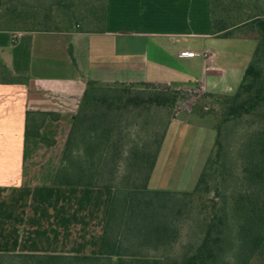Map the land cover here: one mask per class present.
I'll use <instances>...</instances> for the list:
<instances>
[{"label": "trees", "instance_id": "1", "mask_svg": "<svg viewBox=\"0 0 264 264\" xmlns=\"http://www.w3.org/2000/svg\"><path fill=\"white\" fill-rule=\"evenodd\" d=\"M106 14L107 0H0V30L103 32ZM210 24L257 47L234 93L197 104L216 139L194 189L149 186L171 120L157 129L156 111L192 90L89 81L53 184L113 190L97 253H0V264H264V0H210ZM2 76L24 78L5 65ZM142 116L144 134L131 128Z\"/></svg>", "mask_w": 264, "mask_h": 264}, {"label": "crops", "instance_id": "2", "mask_svg": "<svg viewBox=\"0 0 264 264\" xmlns=\"http://www.w3.org/2000/svg\"><path fill=\"white\" fill-rule=\"evenodd\" d=\"M218 39L210 0H107L103 32L0 30V253L96 254L113 190L53 184L88 82L208 91Z\"/></svg>", "mask_w": 264, "mask_h": 264}, {"label": "rangeland", "instance_id": "3", "mask_svg": "<svg viewBox=\"0 0 264 264\" xmlns=\"http://www.w3.org/2000/svg\"><path fill=\"white\" fill-rule=\"evenodd\" d=\"M53 41L57 45L60 44L59 40ZM217 41L215 49L223 56L222 63L226 67V72L218 75L215 83L208 84L207 90L218 95L232 94L244 79L245 70L252 59L257 42L253 39L235 38ZM193 62L200 70L197 76L207 77L203 74L204 68H201L202 60ZM205 92L206 90L201 87L195 88L186 94L172 111L166 109L156 111V117L159 119L157 127L162 125L163 120H171L165 130L151 175L149 183L151 189L191 191L196 186L216 139L215 118L211 115L205 117L199 115L202 111H199L201 106L198 105L203 103L201 97ZM203 111L207 112L206 109ZM143 118L144 116L140 117L138 122L131 126L135 132L144 134L145 131L141 128ZM184 227L186 230L187 225ZM182 240L184 241L185 237Z\"/></svg>", "mask_w": 264, "mask_h": 264}, {"label": "built area", "instance_id": "4", "mask_svg": "<svg viewBox=\"0 0 264 264\" xmlns=\"http://www.w3.org/2000/svg\"><path fill=\"white\" fill-rule=\"evenodd\" d=\"M183 56L193 57L198 55H203L205 58L210 57V53L208 51H199V50H185L182 52Z\"/></svg>", "mask_w": 264, "mask_h": 264}]
</instances>
